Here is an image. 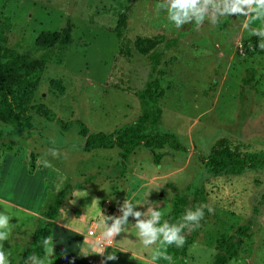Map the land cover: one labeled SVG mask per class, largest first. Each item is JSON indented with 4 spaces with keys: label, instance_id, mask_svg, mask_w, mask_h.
Masks as SVG:
<instances>
[{
    "label": "rangeland",
    "instance_id": "obj_1",
    "mask_svg": "<svg viewBox=\"0 0 264 264\" xmlns=\"http://www.w3.org/2000/svg\"><path fill=\"white\" fill-rule=\"evenodd\" d=\"M159 2L132 0L123 35L130 42L141 37L148 51H162L161 116L154 130L173 134L184 150L162 146L151 151L140 144L122 157L115 146L84 151L77 122L88 133L102 131L114 138L139 115L133 92L148 78L149 60L136 53L121 55L111 31L125 1L0 0V21L9 22L4 46L10 49L23 52L42 30L60 31L66 23L72 27L70 46L54 50L21 97L24 126L0 121V212L16 226L4 242L11 264L30 245L43 211L60 190L63 198L49 234L52 264H101L104 257L95 254L99 246L116 254L106 264H152V250L139 242L131 215L126 234L111 243L102 238L105 217L120 216L125 200L137 205L134 211H146V199L163 213L161 222L175 223L200 204L215 209L214 214L205 209L202 227L188 235L185 255L176 254L174 264H212L218 242L237 233V256L226 264H264V165L238 174L212 173L205 165L220 140L241 152L264 151V50L258 37L242 29L244 17L176 30L165 12L155 11ZM261 26L259 20L250 25ZM161 36L178 40L165 49ZM247 68L255 73L242 86ZM32 105L49 109L58 122ZM66 122V128L59 126ZM50 148L58 149L60 157L49 155ZM45 159L51 167L43 166ZM91 222L97 225L94 235L87 234Z\"/></svg>",
    "mask_w": 264,
    "mask_h": 264
},
{
    "label": "trees",
    "instance_id": "obj_2",
    "mask_svg": "<svg viewBox=\"0 0 264 264\" xmlns=\"http://www.w3.org/2000/svg\"><path fill=\"white\" fill-rule=\"evenodd\" d=\"M124 1L123 11L118 14L111 31L120 42L118 52L121 55L131 57L133 53H136L147 56L149 60L150 74L143 86L133 92L139 100L140 112L135 122L117 130L114 138L110 133L102 131L88 133L87 129L77 122L80 135L85 137L83 149L88 152L97 148L110 149L115 146L119 149L122 157L129 154L140 144L151 151L162 146L184 150V147L173 134L154 130L161 116L159 99L163 92L159 88L158 65L163 53L158 48L149 51V48H142V39L139 36H136L131 42L129 39L124 38L127 13L130 9L129 3L132 0ZM8 28L9 22L7 19L0 21V121L23 127V111L19 105L21 97L32 87L34 75L39 70L38 68L52 59L54 50L59 49L62 51L70 46L72 27L69 23H66L60 31H40L34 38L33 44L23 52L4 46ZM177 40V37H160V42L165 49L175 45ZM254 73V68H247L245 76L241 78V85L248 84ZM31 108L46 119H55L58 122V119L49 109L40 105H32ZM68 125V122L59 124V126L65 128ZM6 149L10 151L11 147L8 146ZM157 159L158 156L152 154L154 163H158ZM205 165L212 173L238 174L246 167L264 165V151L241 152L220 140L209 150L205 158ZM31 168L32 164H29V169ZM62 198L63 191L60 190L52 204L43 211L42 223L33 230L30 245L25 249L17 264H26V258L30 253L42 257L43 240L50 234L51 220L57 217ZM238 234L218 242V253L213 256L212 264H226L230 258L237 256V243L240 241ZM169 252L174 256L178 254L184 257L185 246L183 249L170 248ZM165 262L160 260L156 263L165 264Z\"/></svg>",
    "mask_w": 264,
    "mask_h": 264
},
{
    "label": "clouds",
    "instance_id": "obj_3",
    "mask_svg": "<svg viewBox=\"0 0 264 264\" xmlns=\"http://www.w3.org/2000/svg\"><path fill=\"white\" fill-rule=\"evenodd\" d=\"M155 11L159 14L161 11L167 14V20L172 27L180 30L187 24H194L199 29L205 21L211 25L217 26L223 22L222 18L232 16L244 17L245 21L241 27L247 31L250 36H256L259 39L258 47L264 50V0H160L156 4ZM261 21L259 28L250 27L254 21ZM48 154L53 158H59L58 149H48ZM44 167H51L48 160L43 161ZM79 196L80 194H76ZM87 195L86 192L83 193ZM149 194H147L148 196ZM74 203V201H73ZM146 211H134L136 204L125 200L120 207V216H107L104 219V231L102 238L111 243L117 235L128 232L130 224L128 216L135 219L134 227L137 230L136 236L144 249H151L152 264L163 260L168 264H174V255L169 252L170 248L183 249L187 243L188 235L202 227L201 221L205 218V209L209 214H214L215 209L208 204H200L195 208H189L185 211L179 221L172 223L163 220V213L157 208L151 206V202L146 199ZM12 217L4 212H0V264H11L9 259L11 253L4 249V242L10 241L13 229L16 227L10 223ZM112 223L109 225L108 221ZM94 235V233H90ZM44 255H29L26 258V264H52L54 250L53 237L49 235L43 240ZM106 261L116 260V254L107 253L106 248L99 246L95 250Z\"/></svg>",
    "mask_w": 264,
    "mask_h": 264
},
{
    "label": "built area",
    "instance_id": "obj_4",
    "mask_svg": "<svg viewBox=\"0 0 264 264\" xmlns=\"http://www.w3.org/2000/svg\"><path fill=\"white\" fill-rule=\"evenodd\" d=\"M96 226H97L96 223H95V225L89 226V228L87 229V234L90 235V233H93L94 232V228Z\"/></svg>",
    "mask_w": 264,
    "mask_h": 264
},
{
    "label": "crops",
    "instance_id": "obj_5",
    "mask_svg": "<svg viewBox=\"0 0 264 264\" xmlns=\"http://www.w3.org/2000/svg\"><path fill=\"white\" fill-rule=\"evenodd\" d=\"M92 225H95V223H92V222H91V223L89 224V226H92ZM89 226H88V227H89Z\"/></svg>",
    "mask_w": 264,
    "mask_h": 264
}]
</instances>
